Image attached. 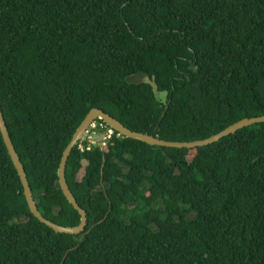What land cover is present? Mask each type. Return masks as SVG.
<instances>
[{
  "label": "trees",
  "instance_id": "16d2710c",
  "mask_svg": "<svg viewBox=\"0 0 264 264\" xmlns=\"http://www.w3.org/2000/svg\"><path fill=\"white\" fill-rule=\"evenodd\" d=\"M0 107L38 211L76 227L57 171L92 109L172 142L264 116V0H0ZM96 123L72 236L31 215L0 134V264H264V123L192 150Z\"/></svg>",
  "mask_w": 264,
  "mask_h": 264
},
{
  "label": "water",
  "instance_id": "95a60500",
  "mask_svg": "<svg viewBox=\"0 0 264 264\" xmlns=\"http://www.w3.org/2000/svg\"><path fill=\"white\" fill-rule=\"evenodd\" d=\"M167 109H168V106L165 107V111L161 115L160 120L163 119ZM95 121H102L108 128H110L113 132H116L117 134H119L121 137L131 139L134 141H138L146 145H149L151 147L192 150V149L202 148V147L212 145L214 143H217L218 141H220L221 139L225 137L234 135L239 130L253 126L255 124L264 123V116L244 118L230 125L223 131L209 138L203 139V140H197V141H191V142H172V141H165V140L159 139L158 137H155L154 135H147V134L133 132L127 129L117 119L113 118L112 116L103 112L102 110L96 109V108L92 109L87 114V116L85 117V119L83 120V122L81 123V125L79 126L75 134L73 135L71 142L64 150L63 155L61 157L60 164H59V168L57 171L58 185H59V188L63 196L65 197L67 202L73 207V209L78 212L80 216V224L78 226L64 227V226L55 224L47 220L38 211L37 205L34 201V198H33V195H32L28 180H27V174L15 150V147L11 141L9 131L4 121L2 110L0 107V134L3 140V143L6 147V150L8 152V155L11 159V162L19 177V180H20V183L23 189V195L28 205L29 212L35 219H37L41 224L51 229L54 233L72 236V235H79L80 233L85 231V228L87 225L86 212L82 208L79 207L73 194L71 193L68 187V184L65 178V169H66L67 160L72 150L76 147L79 141L85 136L86 132L88 131V128Z\"/></svg>",
  "mask_w": 264,
  "mask_h": 264
},
{
  "label": "rangeland",
  "instance_id": "374dc122",
  "mask_svg": "<svg viewBox=\"0 0 264 264\" xmlns=\"http://www.w3.org/2000/svg\"><path fill=\"white\" fill-rule=\"evenodd\" d=\"M127 81L129 83H140V82H146V83H150L152 85V82H150L148 80L147 77L143 76L142 74H137V75H134V76H131L127 79ZM155 93V96L159 99H164L165 98V94L164 93H159L157 92L156 90L154 91ZM100 136H97V138H99ZM90 140L93 141V142H98L97 140L93 139L90 137Z\"/></svg>",
  "mask_w": 264,
  "mask_h": 264
},
{
  "label": "built area",
  "instance_id": "2783aa9c",
  "mask_svg": "<svg viewBox=\"0 0 264 264\" xmlns=\"http://www.w3.org/2000/svg\"><path fill=\"white\" fill-rule=\"evenodd\" d=\"M100 127H103V126L101 125ZM97 128H98V125H97L96 122L93 123V124H91L89 130L86 132V134H85L84 137H86V136H88V135H91V133H94V132H92V131H96ZM112 134H113V131H112V130H107V131H105V134H104L103 138L101 139L100 146H104V145L106 144L105 141L108 140V139H110Z\"/></svg>",
  "mask_w": 264,
  "mask_h": 264
},
{
  "label": "clouds",
  "instance_id": "9594fccd",
  "mask_svg": "<svg viewBox=\"0 0 264 264\" xmlns=\"http://www.w3.org/2000/svg\"><path fill=\"white\" fill-rule=\"evenodd\" d=\"M95 122H96V121H95ZM95 122H94V123H95ZM92 124H93V123H92ZM89 128H90V127H89ZM89 128H88V130H89ZM110 130H111V129H110Z\"/></svg>",
  "mask_w": 264,
  "mask_h": 264
}]
</instances>
